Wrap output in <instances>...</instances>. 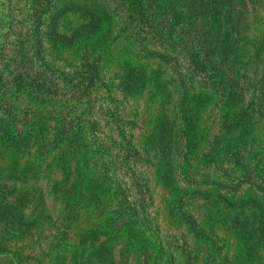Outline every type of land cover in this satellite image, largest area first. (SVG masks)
I'll return each mask as SVG.
<instances>
[{"label":"rangeland","instance_id":"obj_1","mask_svg":"<svg viewBox=\"0 0 264 264\" xmlns=\"http://www.w3.org/2000/svg\"><path fill=\"white\" fill-rule=\"evenodd\" d=\"M148 1L0 0V264H264V0Z\"/></svg>","mask_w":264,"mask_h":264},{"label":"trees","instance_id":"obj_2","mask_svg":"<svg viewBox=\"0 0 264 264\" xmlns=\"http://www.w3.org/2000/svg\"><path fill=\"white\" fill-rule=\"evenodd\" d=\"M150 1H152V0H149L148 2H150ZM196 1V0H195ZM194 1V2H195ZM222 1L223 0H199V5L203 8V11L205 10V6H204V2H207V5L209 6V5H211V6H209V9L211 10V11H213V12H215V13H220V11L221 10H223V12H224V14L226 15V16H228V15H230L231 13H232V11L231 10H226V8H227V6H226V3H223L222 4ZM139 5H140V3H139ZM142 8V7H141ZM140 8V9H141ZM190 9H191V11H194V9H195V7L194 6H191L190 7ZM145 10V9H144ZM196 10V9H195ZM141 11H142V9H141ZM235 12H237V11H235ZM233 20H234V22H233V24L235 25V24H237L239 21H238V19L236 18V17H234L233 18ZM236 26V25H235ZM232 28H234V26L232 27ZM207 31H210V29H206ZM219 30H220V26L217 28V34H218V36L220 35V33H219ZM231 32H234V31H231ZM219 37H224L222 40H221V42H220V46H218V47H220V48H222L223 47V45H222V43H225V42H228V40L229 41H231V43H232V45H234L235 47H234V50H233V48L230 50V52L231 53H233L234 54V56H235V58H237V56H238V52H237V46H236V43L237 42H235V39L236 38H233V40H232V38H230L231 37V34L228 32L227 33V36L226 35H224V36H219ZM223 52H225V48H224V50H222ZM214 54H211V53H209V54H206V58H207V60L205 61V62H207V63H211V61L214 59V56H213ZM215 67H216V65H212L210 68H206V69H211V71H212V73H213V76H217L218 74L217 73H215V75H214V72H215ZM212 76V77H213ZM214 81H216V80H214ZM221 81H224V80H221ZM230 82V81H229ZM228 85V87H226V83H225V87H224V89H226L227 91H228V93H227V97L229 98L230 96H232V94L235 92V87L233 86V83H232V81L229 83V84H227ZM219 88H221V90H223L222 89V87L221 86H218ZM223 92H224V90H223ZM226 92H224V94H225ZM173 260L171 259V260H167V259H165V264H173Z\"/></svg>","mask_w":264,"mask_h":264}]
</instances>
